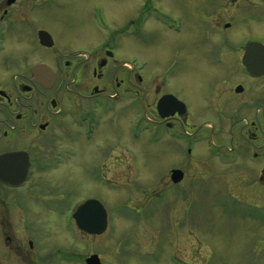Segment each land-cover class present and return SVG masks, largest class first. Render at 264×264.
<instances>
[{
    "label": "rangeland",
    "instance_id": "1",
    "mask_svg": "<svg viewBox=\"0 0 264 264\" xmlns=\"http://www.w3.org/2000/svg\"><path fill=\"white\" fill-rule=\"evenodd\" d=\"M6 1L0 0V8ZM147 3L163 8L180 22L181 31L167 30L156 15H148L135 27L140 35L125 33V25L137 20ZM250 9L264 14V0H19L10 9L9 17L24 33L10 36V42L27 53L34 50L20 56V65L44 61L56 69L50 97L58 104L51 108L48 129L42 135L37 130L40 158L34 175L24 188L7 190L0 207V264H85L84 257L92 254L103 264H264V187L258 184L264 131L254 144L249 132L255 128L250 122L264 125V115L256 117V106L264 104V81L241 73V32L264 39V24L257 29L224 27ZM40 29L52 34L53 48L40 45ZM28 35L36 46L25 42ZM110 38L117 44L116 58L109 60L100 87L110 90L113 74L112 93L132 89L140 100L106 114L101 128L87 139L86 125L73 122L77 113L59 116L58 110L71 95L65 81L73 80L69 72L74 64L80 60L84 71L91 70L107 57L100 51L87 60L73 50L100 47ZM11 48L7 43L0 58ZM135 57L148 64H142L144 82L129 64L123 65ZM71 60L61 77L59 69ZM168 69L177 76L162 85ZM239 83L243 93L235 91ZM70 85L69 90L77 87ZM175 90L195 106L186 128L212 133L222 155L211 154L205 142L187 155V140H176L169 130H162L160 142H148L157 137V129L139 125L141 106L154 115L159 95ZM210 118L212 125L205 123ZM232 148L239 158L225 159ZM252 152L259 158H249ZM175 168L185 172L176 185L171 180ZM88 197L101 199L108 208L109 228L102 235L82 232L72 218L76 204Z\"/></svg>",
    "mask_w": 264,
    "mask_h": 264
},
{
    "label": "flooded vegetation",
    "instance_id": "2",
    "mask_svg": "<svg viewBox=\"0 0 264 264\" xmlns=\"http://www.w3.org/2000/svg\"><path fill=\"white\" fill-rule=\"evenodd\" d=\"M13 6L14 5H8L7 1L6 5L2 4L1 8L3 9V13L0 16V21L3 24L0 26V53L3 54L2 52H4V48L7 46V43L8 47L12 46V48L9 49L2 58H0L3 59V63H0V68H4V70L0 69V156L9 152L25 151L28 154L30 161L32 160V163H35V159L39 157L36 155L37 150L35 148L37 145V130H39V134L42 135V133L48 129L50 126V114L52 113L51 108L55 107L58 104V101L57 98L55 99L50 97V91L53 90L54 87L48 88L36 81V78L32 72V67L37 64L36 62L31 64L29 67L21 66L22 63L20 61V56H24L25 53L26 55H30V53L34 52V50H28L27 53V49L15 48V45L10 42L13 41L12 38H9L10 36H16L17 34L20 36L21 34H24L19 29L17 30L15 21L9 17L10 9ZM250 10H247L246 12L250 14ZM252 12L257 14L255 11ZM5 22L6 24H4ZM245 23V18L243 15H241L237 21L231 20L226 22L224 27L227 29V31L232 30V28H237L238 30L240 24L245 26ZM253 28L257 29L255 26H253ZM241 35L243 37H247L245 45L250 39H255L256 37L252 34V32H248V30L242 31ZM24 39L25 42L31 41L30 43L33 46H36L35 38L30 39L29 36L28 38ZM27 45L29 46L28 43ZM108 51V48H104V54L107 57L103 58V60L98 63V66H94L91 70L87 68V70L84 71L82 69V61L80 60L74 64V70L69 72L74 75V78L68 83L65 81V84L67 90L72 91V93L75 92L78 95V98L74 102L70 101L69 99L65 105H62L59 108L61 112L65 110L67 111L70 108V105L73 107L76 103L74 108L76 110L81 108V115L87 111L86 114L88 116L84 119V121L88 122L89 131L91 132L92 136H94L95 133H97V131L101 128L102 119H104L106 114L108 115L110 112H116L117 108L120 107L121 104H126L127 102L132 101V89H126L112 93L111 81L113 74L110 76L111 81L107 83H110V90L100 87V81L108 77L106 76L105 69L110 64H108L109 60L116 58V54L109 55ZM98 53H95L94 55H97ZM26 55L23 58H25ZM91 58L93 57L90 55L86 59L89 60ZM72 62V60L71 62H64L62 68L59 69L62 70V72L59 71L61 77L63 76V73H65L66 69L71 67ZM39 63H44V61H40ZM125 63L126 60L123 62V65H125ZM130 68L132 71L136 70V68ZM170 73L174 74V71L167 72L168 75ZM86 77H88L87 80ZM64 78H66V74L64 75ZM162 78L161 84L163 85L165 84L166 80L168 81L171 77L167 76L165 78V75H163ZM144 79L145 78H142L140 81L144 82ZM174 79H176V77ZM122 82H126V80H122ZM71 83H76L77 87L69 90ZM223 85V82H221L220 90L222 92H224V90H222ZM120 86H122V83ZM87 92L92 93V95H87ZM168 93L173 94L184 104L183 112L181 113L180 109L177 108L176 112L172 113L168 118L163 119L160 117L157 111V106L155 108L154 115H152V112L147 106H144L142 121L147 120L153 125H166L170 128H189V120L195 116V114L192 113L193 110H195V106L189 104L188 101H186L184 97L176 90ZM165 94L167 93H162L159 95L156 105L158 104L159 99ZM261 100L262 99L258 98L257 103L259 104ZM198 106L200 108L204 107L203 105ZM256 107H259L257 108L256 112V117L259 118V115H264V104L263 106L259 105ZM184 120H186V124H183V127L181 123H183ZM84 121L82 122L83 124ZM249 125L251 127H255L253 130L249 131L252 135L250 136V138L252 137V140L250 141L252 144H254L256 142L255 140L261 136L259 132L261 133L264 131V125L256 124L254 121L250 122ZM10 189L14 190L15 188H12L0 180V207L1 205L4 207L6 191ZM1 231H4L3 218L0 220V233ZM7 238L8 240L11 239L9 236Z\"/></svg>",
    "mask_w": 264,
    "mask_h": 264
},
{
    "label": "water",
    "instance_id": "3",
    "mask_svg": "<svg viewBox=\"0 0 264 264\" xmlns=\"http://www.w3.org/2000/svg\"><path fill=\"white\" fill-rule=\"evenodd\" d=\"M40 41L43 45L52 46L53 39L46 31L39 32ZM255 44H252V46ZM252 48V47H251ZM262 48V47H260ZM253 53V50H252ZM249 58L247 57L245 61ZM249 61L247 62V65ZM263 63V59H261ZM249 67H253L250 66ZM34 75L38 82L45 86H51L54 83L56 74L47 65L40 64L33 69ZM239 87L237 91H241ZM28 155L26 152H13L0 156V179L6 184L17 186L22 184L27 177ZM174 181L183 177L179 170L173 172ZM74 218L80 229L90 233L103 232L107 226V211L104 205L96 199H88L78 205L74 213ZM89 264H100L98 257L95 255L88 259Z\"/></svg>",
    "mask_w": 264,
    "mask_h": 264
},
{
    "label": "bare ground",
    "instance_id": "4",
    "mask_svg": "<svg viewBox=\"0 0 264 264\" xmlns=\"http://www.w3.org/2000/svg\"><path fill=\"white\" fill-rule=\"evenodd\" d=\"M19 1V0H18ZM18 3V2H17Z\"/></svg>",
    "mask_w": 264,
    "mask_h": 264
}]
</instances>
